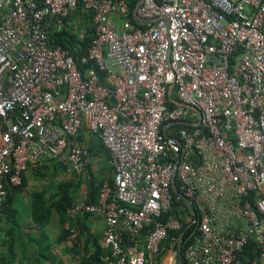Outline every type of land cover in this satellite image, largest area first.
Listing matches in <instances>:
<instances>
[{
  "label": "built area",
  "instance_id": "2783aa9c",
  "mask_svg": "<svg viewBox=\"0 0 264 264\" xmlns=\"http://www.w3.org/2000/svg\"><path fill=\"white\" fill-rule=\"evenodd\" d=\"M134 2L0 0V212L7 185L49 160L85 173L86 128L113 178L67 208L71 242L92 215L104 264H178V180L183 264H264V0ZM79 6L95 27L81 58L48 35Z\"/></svg>",
  "mask_w": 264,
  "mask_h": 264
},
{
  "label": "crops",
  "instance_id": "0c3cea01",
  "mask_svg": "<svg viewBox=\"0 0 264 264\" xmlns=\"http://www.w3.org/2000/svg\"><path fill=\"white\" fill-rule=\"evenodd\" d=\"M86 135L87 139L84 140L91 149L90 157L95 174L100 179L111 180L113 169L109 153L102 150L96 135L88 131ZM73 173L67 155H63L25 175L21 188L14 193V220L9 221L6 216L0 219V264H81L84 255L90 256L95 252L96 241L102 251H107L103 243L105 222L102 218L85 216L88 234L80 244L68 239L70 220L62 216L59 210L53 208L50 213L42 216V220H37L41 215H36L34 211L35 194L44 193L49 202L55 199L54 196L59 198L60 185L73 181ZM82 192L84 197L79 193L76 200L87 197L86 184ZM172 257L171 253V261ZM168 263L164 259L162 264Z\"/></svg>",
  "mask_w": 264,
  "mask_h": 264
},
{
  "label": "trees",
  "instance_id": "16d2710c",
  "mask_svg": "<svg viewBox=\"0 0 264 264\" xmlns=\"http://www.w3.org/2000/svg\"><path fill=\"white\" fill-rule=\"evenodd\" d=\"M135 5L136 0L133 3L132 8H134ZM76 20H80V23L78 24L79 26H77V24L75 23ZM133 21L136 23L134 19ZM48 35L50 46L62 47L64 49L69 50L75 56L81 58L82 56L88 53L92 45V41L95 37V27L92 22V13L89 11H82L81 6H79V8L74 10L70 17L64 19L62 24L58 23L57 20L51 21ZM86 131V128L81 131L79 135L80 139H87ZM98 142H100V147L102 148V150L109 153V151L99 139ZM90 151L91 149H89V152ZM86 171H91V176L87 177L85 181L83 180L84 173L77 174L76 172H74L76 176L73 178V181L69 182L68 184H61L59 188L60 197L57 199L56 196H54L55 199L49 202L44 193H36L34 211L36 215H41H39L40 217L39 219L37 218V220H42V216H44L46 213H50L53 208L59 210L62 216H65L69 219V216L67 214V208L72 203L79 200H76V195H79L81 187L84 183L87 187L86 199L88 201H96L99 195L100 187L105 180L95 176L94 172H92V163L89 164ZM24 179L25 176L23 178V181ZM177 184L179 185L178 180ZM21 186L22 184L18 186L7 185V195L5 201L3 202V206L0 212V219L6 216L9 221L14 220V210L12 208L14 201V193L19 188H21ZM71 186H74V189H72ZM173 195V209L167 214H165V218L168 217L170 214H173L183 222V228L180 231H171V235H175L179 238L180 234L182 232H185L184 236L186 240L187 236L194 229V225L190 226V222L187 221V218L191 215V210L189 209L186 201L182 197L178 196V194L174 190ZM85 216L87 215H84L79 218L78 224L88 234V229L84 222ZM67 234H69V231ZM88 240L89 238L87 239V241ZM185 240L183 242V247L185 246ZM95 244L97 245L95 252H93L90 256L84 255L81 264H104L102 257L107 253V251H102L101 246L97 241ZM86 250H88L87 247Z\"/></svg>",
  "mask_w": 264,
  "mask_h": 264
},
{
  "label": "water",
  "instance_id": "95a60500",
  "mask_svg": "<svg viewBox=\"0 0 264 264\" xmlns=\"http://www.w3.org/2000/svg\"><path fill=\"white\" fill-rule=\"evenodd\" d=\"M152 21V20H149V22ZM147 22V21H146ZM145 23V21H144ZM177 104H183V102H180L178 100H176ZM173 186H174V191L179 194L187 203L189 209L192 211L193 210V207H192V203H191V200L185 196L178 188V185L176 183V181H174L173 183ZM183 237H184V233L181 234V238H180V241H179V244H178V254H177V262L178 264H183L184 263V259H183V252H182V241H183Z\"/></svg>",
  "mask_w": 264,
  "mask_h": 264
},
{
  "label": "rangeland",
  "instance_id": "374dc122",
  "mask_svg": "<svg viewBox=\"0 0 264 264\" xmlns=\"http://www.w3.org/2000/svg\"><path fill=\"white\" fill-rule=\"evenodd\" d=\"M114 20H116V22L118 23L117 24V26L118 27H120V23H121V19L118 17H114ZM75 23L77 24V26H79L78 24L80 23V20H76L75 21ZM95 169H94V166L92 165V172H94V174L96 173L95 171H94ZM73 175H74V177L76 176V174L75 173H73ZM91 176V171H86L84 174H83V180L85 181L86 180V178L87 177H90ZM95 176L96 177H98V175L97 174H95ZM84 186H85V183H84V185H83V187L81 188V190H80V195H82V197H84V195L82 194L83 192V188H84ZM73 189H74V186L72 187ZM81 198V197H80ZM165 263H168L169 261H171V252H167L166 254H165Z\"/></svg>",
  "mask_w": 264,
  "mask_h": 264
}]
</instances>
